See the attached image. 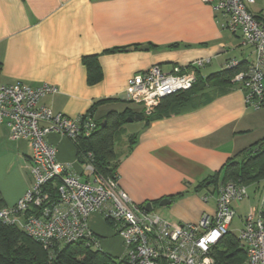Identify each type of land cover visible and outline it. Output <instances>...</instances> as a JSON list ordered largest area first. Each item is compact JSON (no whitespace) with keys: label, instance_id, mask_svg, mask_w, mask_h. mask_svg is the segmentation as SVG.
Instances as JSON below:
<instances>
[{"label":"crops","instance_id":"crops-1","mask_svg":"<svg viewBox=\"0 0 264 264\" xmlns=\"http://www.w3.org/2000/svg\"><path fill=\"white\" fill-rule=\"evenodd\" d=\"M247 6L264 20V0ZM220 20V13L200 0H0V83L52 84L57 92L41 103L69 117L94 106V118L104 121L109 112L127 110L133 119H125L118 133L123 149L115 147L119 186L134 203L145 207L150 202V211L167 220L195 222L214 213L213 189L222 182L225 162L264 139V104L248 105L237 82L205 85L185 97L184 104L170 99L157 109L158 116L136 119L141 105L121 97L128 78L153 64L170 70L210 58L199 69L202 77L221 70L230 59L247 67L252 49L241 45L238 34L221 28ZM141 45L148 48L140 49ZM91 54L101 70L93 83L87 80L83 61ZM47 140L56 146L58 160L80 173L75 144L54 133ZM30 153L25 140H10L8 128L0 124L3 206L14 204L30 186ZM214 176L215 185L196 189ZM262 185V180L246 185V196L233 203L237 228L258 204ZM164 198L169 203L160 205ZM155 205L161 214L153 210ZM88 225L98 236L100 249L115 259L121 240L111 224L92 213Z\"/></svg>","mask_w":264,"mask_h":264},{"label":"built area","instance_id":"built-area-1","mask_svg":"<svg viewBox=\"0 0 264 264\" xmlns=\"http://www.w3.org/2000/svg\"><path fill=\"white\" fill-rule=\"evenodd\" d=\"M200 1L220 13L221 28L238 34L241 45L252 49L253 60L232 80L245 90V102L259 108L264 104V20L248 10L253 0ZM209 62L210 58H199L170 70L153 64L128 78L121 98L141 105L142 112L149 115L162 97L189 89L196 70ZM239 62L230 59L224 67H236ZM56 92L48 83H0V124L8 128L10 140L28 143L32 178L14 204L0 208V221L17 227L45 248L79 239L98 248L99 238L88 225L89 216L96 213L110 222L121 240L115 264H221L211 250L229 231L233 203L246 196V185L221 182L215 188L214 213L203 214L195 222L177 223L147 211L119 186L117 176L96 173L90 151L80 158V173L71 172L58 160L57 148L47 136L54 133L75 143L95 131L96 121L89 112L69 117L41 103L43 97ZM262 182L258 204L248 210L237 229L246 256L242 264H264V178ZM207 198V194L202 196L204 201Z\"/></svg>","mask_w":264,"mask_h":264},{"label":"trees","instance_id":"trees-1","mask_svg":"<svg viewBox=\"0 0 264 264\" xmlns=\"http://www.w3.org/2000/svg\"><path fill=\"white\" fill-rule=\"evenodd\" d=\"M118 50L112 49L111 51ZM84 64L87 68V80L93 83L100 79L101 70L96 55H85ZM200 69V68H199ZM196 70V80L187 90H180L161 98L159 104L149 114L138 113L141 117L158 116L157 109L167 100L173 99L176 104H184L185 97L205 85L228 86L235 83L232 78L239 70L246 69V63L240 61L233 68L223 67L205 77ZM122 99V98H121ZM123 100V99H122ZM93 108L89 113L93 115ZM128 111L120 113L109 112L104 121L95 118L96 129L88 137H80L75 142L76 155L79 161L88 151L92 153V164L96 173L104 176H117L119 163L115 151V139L122 129ZM131 117V116H129ZM264 178V139L253 143L244 150L233 154L222 167V182L231 180L235 183L251 185ZM218 176L202 181L196 189L215 185ZM206 182H209L208 184ZM215 190V189H213ZM3 207L0 200V208ZM110 223L108 220L106 221ZM211 254L221 264H242L245 260V250L240 245L237 234L229 230L219 242L213 246ZM115 259L103 252L100 247L86 246L84 239L70 243H53L45 248L42 244L28 236L15 226L0 221V264H115Z\"/></svg>","mask_w":264,"mask_h":264},{"label":"rangeland","instance_id":"rangeland-1","mask_svg":"<svg viewBox=\"0 0 264 264\" xmlns=\"http://www.w3.org/2000/svg\"><path fill=\"white\" fill-rule=\"evenodd\" d=\"M115 147H116L118 150H122V149H123V146H122L121 143L119 142L118 136H117L116 139H115ZM116 148H115V150H116ZM153 210H155V211H157L158 213H160V212H161V207L158 206V205H155L154 208H153ZM160 214H161V213H160ZM237 220H238L237 217L234 218V221H232V224L229 225V230H231V232H233V233H235V234H237V229H238L237 226H239V225H237ZM111 247L117 249V245H116V244H113V243H112ZM103 250L105 251L104 246H103ZM112 258H113V257H112Z\"/></svg>","mask_w":264,"mask_h":264},{"label":"water","instance_id":"water-1","mask_svg":"<svg viewBox=\"0 0 264 264\" xmlns=\"http://www.w3.org/2000/svg\"><path fill=\"white\" fill-rule=\"evenodd\" d=\"M140 49H147L148 48V46L147 45H141L140 47H139ZM128 49H132V47H129V48H127L126 50H128ZM134 118H136V119H140L141 117H140V115H135L134 116ZM133 118L132 117H127L126 118V120L127 121H131ZM167 203H169V200L167 199V198H164V199H162L161 201H160V205H165V204H167ZM147 211H150L151 209H152V207H151V203L150 202H147L146 204H145V207H144Z\"/></svg>","mask_w":264,"mask_h":264}]
</instances>
